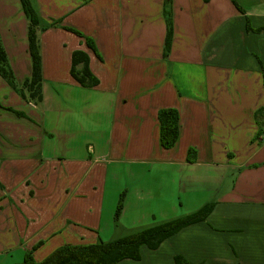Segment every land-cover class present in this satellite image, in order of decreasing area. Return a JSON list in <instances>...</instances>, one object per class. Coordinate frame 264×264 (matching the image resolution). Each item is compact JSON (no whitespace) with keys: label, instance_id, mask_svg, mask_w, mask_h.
Here are the masks:
<instances>
[{"label":"crops","instance_id":"obj_1","mask_svg":"<svg viewBox=\"0 0 264 264\" xmlns=\"http://www.w3.org/2000/svg\"><path fill=\"white\" fill-rule=\"evenodd\" d=\"M33 2L42 102L0 75V264L113 241L209 203L205 221L116 264H264V31L247 29V17L264 27V0H237L244 13L232 0ZM28 25L20 0H0L18 87L32 73ZM77 50L97 86L72 77ZM165 108L179 113L171 148L161 143Z\"/></svg>","mask_w":264,"mask_h":264},{"label":"trees","instance_id":"obj_2","mask_svg":"<svg viewBox=\"0 0 264 264\" xmlns=\"http://www.w3.org/2000/svg\"><path fill=\"white\" fill-rule=\"evenodd\" d=\"M23 11L28 18V41L29 52L32 59V73L21 87H18L14 73L10 68L8 56L0 37V75L21 95L35 104L43 100L42 81V54L41 44L38 35L40 17L34 5L33 0H20ZM236 7L244 13L237 0H232ZM166 3L165 16L167 24V33L164 47V54L167 56L172 48L174 36V21L171 9L167 8ZM66 29L84 37V34L74 28ZM248 31L262 32L264 27L254 28L247 17ZM88 47L97 53L95 43L92 38L85 37ZM90 57L82 50H77L72 56L71 75L84 87H95L99 84V79L90 70ZM23 116V113L16 112ZM159 120L161 124V143L164 148L173 147L179 137V113L174 108H165L159 111ZM196 155L194 149H190L188 160L194 161L192 155ZM2 184L0 183V187ZM124 205V193L121 195L116 216H119ZM215 203H209L186 216H182L159 225L144 229L142 231L127 235L125 237L109 241L100 242L91 245L65 246L55 250L51 255L41 262L36 261L33 253L28 252L23 261L15 264H116L123 259L140 260L142 255L140 248L146 245L150 249H157L163 241L178 233L181 229L194 223L205 221L212 212ZM37 248V246H36ZM177 264H188L183 258L176 257Z\"/></svg>","mask_w":264,"mask_h":264}]
</instances>
